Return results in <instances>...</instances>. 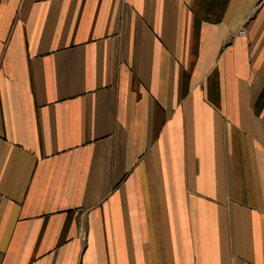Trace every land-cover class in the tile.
<instances>
[{"label": "crops", "instance_id": "crops-1", "mask_svg": "<svg viewBox=\"0 0 264 264\" xmlns=\"http://www.w3.org/2000/svg\"><path fill=\"white\" fill-rule=\"evenodd\" d=\"M0 264H264V0H0Z\"/></svg>", "mask_w": 264, "mask_h": 264}, {"label": "built area", "instance_id": "built-area-1", "mask_svg": "<svg viewBox=\"0 0 264 264\" xmlns=\"http://www.w3.org/2000/svg\"><path fill=\"white\" fill-rule=\"evenodd\" d=\"M244 34H245V32H244V31H241V32H240V35H244Z\"/></svg>", "mask_w": 264, "mask_h": 264}]
</instances>
